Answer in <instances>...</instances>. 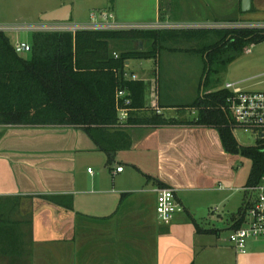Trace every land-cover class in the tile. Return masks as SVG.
I'll return each mask as SVG.
<instances>
[{
	"label": "crops",
	"instance_id": "1",
	"mask_svg": "<svg viewBox=\"0 0 264 264\" xmlns=\"http://www.w3.org/2000/svg\"><path fill=\"white\" fill-rule=\"evenodd\" d=\"M12 1L10 18L23 24L39 23L58 8L76 25L90 23V12L100 10L125 23L264 19V0H251L246 11L241 0H35V9ZM115 43L109 47L117 54L151 46ZM159 52L143 58L140 69L125 70L144 82V104L131 109L141 122L103 131L108 150L80 126L0 125V197L17 200H10L17 203H10V220L24 234V253L7 256L10 264H264L261 244H246L239 253L224 242L227 234L217 235L238 228L239 217L228 215L218 228L204 223L205 207L234 188L238 154L224 150L217 128L190 124L198 116L191 104L211 90L200 92L198 82L182 104L172 100L174 91L161 93ZM164 185L175 189L183 207L168 224L156 213V189Z\"/></svg>",
	"mask_w": 264,
	"mask_h": 264
},
{
	"label": "trees",
	"instance_id": "2",
	"mask_svg": "<svg viewBox=\"0 0 264 264\" xmlns=\"http://www.w3.org/2000/svg\"><path fill=\"white\" fill-rule=\"evenodd\" d=\"M26 56L15 52L13 43L0 31V125H71L86 129L104 150L102 132L118 127L120 107L127 108V123H137L131 109L143 106L144 82L133 80L125 71L130 58H151L166 40L203 43L196 48L206 59L216 54L224 41L231 44L260 42L264 29L197 28L158 30H109L81 28L72 31L31 32ZM118 39L142 40L151 46L139 50L111 52L109 42ZM161 48V47H160ZM171 50V49H170ZM183 50V49H179ZM125 90L130 102L116 99ZM226 90L202 94L191 106L198 108L190 124L217 128L225 151L251 160L246 184H255L264 174V141L254 146L237 142L231 115L222 109ZM152 121V120H149ZM160 122V120H155ZM148 122V121H146ZM10 197H0V255L22 256L24 234L10 220ZM239 217L238 223H242Z\"/></svg>",
	"mask_w": 264,
	"mask_h": 264
},
{
	"label": "rangeland",
	"instance_id": "3",
	"mask_svg": "<svg viewBox=\"0 0 264 264\" xmlns=\"http://www.w3.org/2000/svg\"><path fill=\"white\" fill-rule=\"evenodd\" d=\"M17 1V0H16ZM22 3L29 2L31 8L35 9V0H21ZM12 0H0V25L16 24L23 25L22 21H12L10 18V7ZM21 3V2H20ZM27 9V5H21ZM253 16L259 14L253 13ZM173 21V20H170ZM68 22V21H67ZM196 21H179L169 22L171 24H198ZM208 22V21H206ZM217 23H225L227 21H214ZM199 23H204L200 22ZM25 24V23H24ZM73 24V22H72ZM170 29H197L195 27H182ZM9 40L13 43L15 40H24L30 42L31 30L20 29L17 31L8 28L4 31ZM115 47H121L122 44L128 43V39L114 40ZM232 42L224 41V46L211 55V59L205 58V53L201 51H186L185 48H196L203 43H196L194 41H179L166 40L157 47L161 56L159 58L158 73L160 74V91L162 94L174 91L173 99L175 102L182 104L190 100L192 97L193 85H198L200 82L201 91H220L224 88L226 82H236L240 87L248 91H264V40L260 42H245L244 44H231ZM139 47L138 43L136 44ZM134 44V46H136ZM148 47V43L146 44ZM133 46V47H134ZM161 47V48H160ZM122 49V48H120ZM171 49V50H168ZM179 49H183L179 50ZM193 52V53H189ZM28 53H23L26 56ZM129 63L125 64V70H138L144 66L145 59L143 58H130ZM154 59L151 60L152 68H155ZM146 66V65H145ZM184 90V93H183ZM180 91V92H178ZM186 91V93H185ZM179 93V94H178ZM195 94V93H194ZM180 111L186 116H192L191 110L187 108H180ZM233 134L237 142L244 146H254L257 144L256 136L241 128L234 127ZM235 179L233 181L232 190H222L219 195L222 201L218 202V198L207 207H205L203 214L206 215L207 225H216L218 228L221 220L229 219L228 215L233 217H241L244 214L247 200L249 198V191L246 189L248 175L251 169V160L245 156L238 154V161L235 163ZM237 188V189H236ZM197 197V195L195 196ZM180 203V202H179ZM181 204V203H180ZM212 215V217H211ZM234 217V218H235ZM220 222V223H218ZM205 225V224H203ZM221 231V232H220ZM217 230V235H225V243L229 246V233L226 230ZM224 232V233H223ZM257 242L264 248V238L262 237H249L246 244ZM9 257L0 256V264H10Z\"/></svg>",
	"mask_w": 264,
	"mask_h": 264
},
{
	"label": "built area",
	"instance_id": "4",
	"mask_svg": "<svg viewBox=\"0 0 264 264\" xmlns=\"http://www.w3.org/2000/svg\"><path fill=\"white\" fill-rule=\"evenodd\" d=\"M182 27L195 28H259L264 29L263 20L235 21L230 23H198V24H171L159 22H118L109 11H91L90 23L84 25L71 24L67 21H41L36 24L23 25H0V31L29 29L35 31H72L81 28H100L109 30H158ZM15 52L19 54L27 53L30 44L24 40L13 42ZM117 56V53H113ZM225 103L222 109L227 111L232 118V128L237 127L245 131L252 132L257 142L264 141V91H248L240 87L236 82H226ZM125 90L116 91V99H124L123 103L130 102ZM119 118L116 123L118 127H125L128 123L127 108L120 107ZM122 169L117 167V171ZM249 191L246 208L243 214L241 225L233 230L229 235V242L239 253L245 252L246 240L249 237L264 238V174L255 183L246 186ZM156 213L158 220L163 224H168L174 216L183 210L182 205L175 198V189L170 186H159L157 189Z\"/></svg>",
	"mask_w": 264,
	"mask_h": 264
},
{
	"label": "water",
	"instance_id": "5",
	"mask_svg": "<svg viewBox=\"0 0 264 264\" xmlns=\"http://www.w3.org/2000/svg\"><path fill=\"white\" fill-rule=\"evenodd\" d=\"M251 0H241V9L246 11L250 8ZM42 21H68L69 13L65 8H58L44 13L41 18ZM139 48L141 43L139 41Z\"/></svg>",
	"mask_w": 264,
	"mask_h": 264
}]
</instances>
